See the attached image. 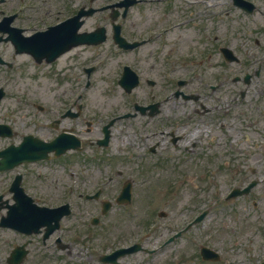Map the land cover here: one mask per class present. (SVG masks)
I'll list each match as a JSON object with an SVG mask.
<instances>
[{"label":"rangeland","instance_id":"1","mask_svg":"<svg viewBox=\"0 0 264 264\" xmlns=\"http://www.w3.org/2000/svg\"><path fill=\"white\" fill-rule=\"evenodd\" d=\"M256 1L261 4L260 9L262 10L258 11L251 17L250 15H243L241 11L239 12L238 10H234V12L230 13L228 17H224L223 19L221 18V34L223 44H227L237 51L238 55L243 59V67H246L247 64L253 60L254 53H257L255 56H258V51L264 49V1ZM25 2L31 5L36 4L37 6L41 7V13H39V11L35 12L28 7L24 8ZM49 4L50 0H5V3H2V0H0V19L2 16L8 15L7 13L21 8L18 22H21V18L24 16V21H22L23 24L32 26L38 25L40 23L38 20L42 16L43 11L48 10L50 6ZM97 4H99V1ZM156 8V6L155 8L151 6L144 10L142 12V18L139 16L140 19H138V15L136 13L137 8H135L132 10L131 18L133 19L131 20L137 19L140 21V29L151 26L150 19H152V13ZM159 13L162 14L163 11L159 10ZM100 16L101 15L98 14L95 16V18H100ZM174 18L178 19L175 16ZM195 31L196 30L194 28H189V30L182 32H178L177 30V33L172 36V39H170L173 41L174 38H177L178 40L174 42V44H176V62L177 57H179L178 55L184 54L192 48L195 50L197 49V43L193 41L192 38H188L186 42L182 40L183 36L187 33H189L190 37L195 35ZM256 38L261 41L259 46L255 44ZM169 48L170 45L166 49L169 50ZM147 49H154V47L147 46L145 50ZM119 60L120 58L116 59V61ZM20 61L21 63H16L17 68L14 71V75H9L4 68L0 69V88H6L9 92L7 98L2 104L1 115L4 117L5 121H8L12 124L14 123V127L23 133L29 130V128L26 127V123L36 119L38 120V117L35 118V116L41 115L38 114L36 108L33 106H27L29 102L40 101L42 103H46L50 109L48 117L54 116L58 113V110H60L59 106L61 105V102H59V100L74 99L79 88L84 86L87 82L88 77L86 74H81L78 68H74L67 72V74L69 73L72 75L73 81H64L60 86V81H62V78L67 76V74L60 72L56 73L51 70L52 68H46L39 75L38 71L42 70V68L40 69L34 67L29 62V60L23 62L21 59ZM62 62L65 65L70 63L69 60H63ZM210 62L211 64H207V67L223 66L228 68H236L237 70H232V73H239V69L241 67L238 65H227L223 63L221 58H215V56ZM72 66H74V64H72ZM109 68H111L110 64H108L105 69L97 72L93 76V81L91 80L92 83L89 89L83 93V98L85 99L83 101L86 104L85 107L87 108V116L79 120L80 124L82 125L80 129L82 135L95 136L97 134L96 132H93L86 135L87 133L84 131L86 128L84 121H96L98 117L102 118V116L107 115L109 112L119 109L124 104V102H126V100L135 99L134 95L128 96L117 84V81L115 80L116 73L118 72L117 68ZM54 69L57 71L59 67L54 66ZM218 72L219 71L217 70H208L207 77L210 78L213 73ZM232 73H229L228 77L225 76V72L223 73V81L226 85H233L232 77L234 75ZM175 74L181 76L184 75L181 68H179V72H176ZM145 75L148 77L154 76L152 72H148V74ZM224 87L222 88L223 90ZM141 89L142 87L136 91L138 92L137 94L141 93ZM240 102H242V105L238 103L234 106V110L236 112H239L245 108H250L254 115L257 114L258 111L255 109V106L252 103L250 105L245 100L241 99ZM64 108L66 107L64 106ZM66 125L68 124L66 123ZM137 126L138 123H136V121L131 123H125L124 121L115 125L113 130L114 138L107 150L111 156H114V158L108 162L102 161L103 164H113L112 169L107 170L104 169L103 166H93L92 163H85L82 160H74V162H72L67 167L62 166L60 168L56 165L55 167L57 170L45 169L43 171L42 178L39 183L40 186H42L40 188L42 190L34 191L33 189L31 192L35 195H42L43 193L51 198L57 190V198H59L60 195L61 198L62 195L63 198H66V196L69 194V191L73 190L74 194H72V198H75V196L77 197L78 194H94L97 188L100 187L103 182H105L108 188L103 195L109 197L110 200H113L117 198V194L121 190L122 185L127 180H131L134 184L136 193V198H134L133 205L129 207L127 211L121 210L119 207L112 209L111 214L108 217H105V226H109V231L104 225L98 226L94 229L95 232H98V239L96 242H101L104 238V235L117 237L119 232L125 233V236L128 237L124 231L126 227H131L130 231L136 230V227H140L147 228L142 231V235L145 236L142 239L145 241L147 246H151L150 248H152L153 245L157 246L158 243H162L171 234L172 226L175 228H181L184 220L190 216L189 208L192 205V201L200 198V190L206 185L203 181V175L204 173H207V171H202L201 168L196 169V166L193 163L187 164L185 168H181L180 170L174 168L168 170L171 168L169 166L167 169L157 167L153 170H149L151 167H148L149 169L144 168L141 170L136 166L135 160L131 161L129 164H126L127 166H125L123 169L120 164L122 162L121 157L129 155L133 151H138V148L136 145H134L133 133H126L127 131L133 132ZM50 131L52 132H47L49 133L48 136L55 133L54 130ZM251 139L259 140V135H257V132H253L250 139L238 143L239 150H231L233 153L232 155H227L224 158L219 156L221 158L220 164L223 167H226L228 163L232 165L233 163L248 162L251 163L252 166H256V163H264V153L252 154L248 157H246L247 155L241 153V151L247 152L251 149ZM208 142L209 140H206L205 144L207 145ZM89 153L92 154L91 151H89ZM138 153L142 154L141 151H138ZM208 153L209 150L207 149L206 154L198 155L200 160H192V162H197V165H200L202 162L207 160ZM86 156L89 157L90 160L92 159V156H90L88 153H85V155L82 157L85 158ZM191 156L195 157L196 155ZM150 161L151 159L146 161V166L147 163H150ZM222 161L225 162L222 163ZM215 162H220V159L215 160ZM120 170H122V175L117 176ZM185 170L190 176L194 177V180L192 181L198 186V188H195L187 181L188 173L185 172ZM229 173L230 172L226 171L222 176H225L226 174L228 175ZM108 176L114 178L112 182L108 181ZM166 178L168 184L164 185ZM224 180H227V177H225ZM93 206L95 207L90 208ZM78 208L80 210L84 209V211H86V220L90 214H99L97 213L99 210L97 211L98 207L96 203L94 205L78 203ZM161 211L166 212L167 216L159 218L157 215H159V212ZM119 218L123 219L121 223L118 221ZM155 220L160 221V224L157 227H153L152 225L147 227L144 224L146 221ZM170 220L174 221V223L171 224ZM231 223L235 224V222ZM118 226H122V228H119ZM190 233L193 234V231ZM227 233H229V230L224 231L221 235H205L203 239H201L199 235L184 236L180 239H177L171 247L165 248L156 256L140 254L138 256V258H140L138 264H204L197 261L196 258L191 260L192 256H189V252H191V254L196 253L195 250L197 247L195 243L190 244L191 241H194L193 238L192 240H190V238L196 237L201 241H208V239L205 237H210L213 243L223 239H226V242H228ZM114 239L116 240V238ZM119 241V239L116 240L117 243ZM124 241L125 240H121L120 242ZM214 246H216L218 249L222 247L220 244ZM174 249H176L177 252H172ZM260 254L262 255L263 253L260 252ZM224 255L225 258H223V260L225 261L228 258L230 262L224 263L223 261L220 264H249L246 257L242 256V253L235 252L232 254V257H230L224 252Z\"/></svg>","mask_w":264,"mask_h":264},{"label":"flooded vegetation","instance_id":"2","mask_svg":"<svg viewBox=\"0 0 264 264\" xmlns=\"http://www.w3.org/2000/svg\"><path fill=\"white\" fill-rule=\"evenodd\" d=\"M50 9L47 12V18L42 21L46 26L57 25L63 21L71 19L82 12L83 31L91 32L97 25H94V20L89 16L85 15V11L93 7L94 0H51ZM118 1L108 2L103 6H116ZM165 2V3H161ZM177 2L180 0H156V3H161L160 7L166 8V10L173 8L178 5ZM148 6L150 3H146L145 0H140L137 6ZM156 6V5H155ZM115 7L112 12H117ZM123 12H124V8ZM129 11V10H128ZM139 15L141 16L142 8L138 9ZM18 16V15H17ZM128 17L129 13H123V17ZM169 12H163L162 14H155V18L152 19V28L149 32H155L153 36H149L146 32L148 39L143 37L142 30L138 28V23L135 21L129 25L122 24V34L124 38L128 41L141 42V44L132 51H127L124 49H119L114 42L113 35H108L107 41H111L113 47L124 56V63L121 64L122 69L130 67L137 73L152 72L154 78L145 79V83L149 84L152 80L155 84L152 86L154 93L151 94L150 98L144 99L141 103H137L136 107H140L136 111V118H150L152 112L157 113L155 119L157 118H167L169 120V125L163 126L167 129L160 127L161 130L153 131L152 136L157 138L155 146L149 148L151 155H157L158 147L160 145L170 144L176 146L179 144H185L189 142L190 147L187 150L196 151L202 150L204 148L205 139L202 136L203 133L211 132L213 136H219L226 125L224 122L232 121L236 118V111L234 106L238 104L236 99H233L235 92L226 84L219 83H204L200 84L195 94H185L194 97L192 101H187V105L184 108V116L182 121V132L180 135L175 136V125L173 122L175 114L176 99L174 94L169 97V92L173 93L174 83L168 82L166 84L167 97L157 98V94L160 92L162 82L161 79L172 70H174V56L172 52L159 50L155 48L152 51L141 52L140 49L147 46L151 41L157 36H163L169 33V28L172 26L171 19L169 18ZM16 18V17H15ZM142 18V16H141ZM126 19H123V22ZM213 21L216 23V13L213 16ZM19 25V24H17ZM134 27L136 29L134 30ZM29 37V36H27ZM6 41H2L1 45H7L3 47L4 57L9 56L12 60H16L19 56L25 55V53L17 54L14 48L13 41L10 40L16 38V36L5 35ZM105 42V43H106ZM105 43L99 46L89 45V49L100 48ZM158 43V42H156ZM88 47V46H83ZM113 54V53H112ZM63 57V55L61 56ZM60 57V58H61ZM44 66V64H40ZM14 67V64L11 65ZM68 70V67H64L62 72ZM188 83L185 85V87ZM222 86H225L223 93L225 100L222 96ZM254 88L257 92V99L261 100L264 98V84H257ZM160 87V88H158ZM188 92V91H187ZM182 100H185L184 98ZM159 104L158 111L157 106ZM167 103V105H165ZM141 108H146V112L142 113ZM45 111V110H44ZM43 111V112H44ZM80 118V117H78ZM153 119V118H152ZM153 119V120H155ZM100 121V120H99ZM78 123V121H77ZM93 128H98V125H93L91 121V128L88 132H91ZM104 125L101 127L103 131ZM43 128V127H40ZM38 128V129H40ZM153 127L152 130H154ZM166 134L170 137H167ZM156 135H163V139L160 141L161 137ZM16 135L8 140L7 144L0 146V151L12 144H19L24 136L16 139ZM147 137H150L149 135ZM0 139H5L1 138ZM98 142V140H97ZM92 143V142H91ZM143 143V142H140ZM58 161L59 158L51 156L47 161ZM142 159L139 161L142 163ZM47 161H38L35 163L22 164L15 167L13 170L0 172V264H12L11 258L14 257L15 261H19L21 258V264H100V258L96 257V250H101L103 253L101 255H110L116 249L114 245L118 244L121 247L131 244L132 240L135 238V234L132 232L125 233L119 232L117 237H110L104 235L105 242L101 245L99 243L95 244L91 242L92 235L89 228L87 232L85 229H81V236L79 235L78 226V210L72 203H68L70 208V215L65 216L59 222V228L52 233H48L51 228L56 224L55 218L52 214L46 212L47 209L55 210L61 208L64 204L63 198H57V194L51 198H26L19 190L16 189L15 185L18 182V178L21 177V187L24 192L28 195V190L40 191L42 186H40L41 181V169L48 165ZM155 165H165L169 164V160L165 157L156 156ZM45 162L47 164L45 165ZM212 164H204V166L211 167ZM251 171V176H257L260 182L264 183V169H256L249 167L248 164L245 166ZM221 169V167H218ZM22 170V171H21ZM242 173H237V175ZM260 183H258L259 185ZM261 189L259 191L264 192V184L260 185ZM257 187V186H256ZM39 189V190H38ZM255 205L256 216L264 215V198H250ZM260 203H263L260 207ZM109 231V226L105 227ZM116 238L125 240L124 242H116ZM127 238V239H125ZM120 247V248H121ZM100 255V254H99ZM120 258V257H119ZM118 258V259H119ZM119 264H125V258H120ZM20 264V263H19ZM113 264V263H106Z\"/></svg>","mask_w":264,"mask_h":264}]
</instances>
